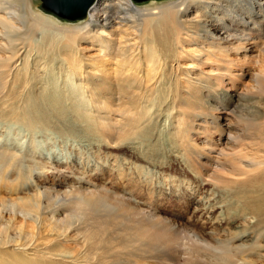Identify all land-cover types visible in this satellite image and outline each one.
Segmentation results:
<instances>
[{"label":"bare ground","instance_id":"bare-ground-1","mask_svg":"<svg viewBox=\"0 0 264 264\" xmlns=\"http://www.w3.org/2000/svg\"><path fill=\"white\" fill-rule=\"evenodd\" d=\"M38 1L0 0V123L17 122L29 131L52 126L62 138L88 142L77 134H66L62 120L53 121L63 117L66 106L64 109V97L63 102L58 101V90L47 88L43 73L48 64L75 80L78 93L86 100L83 107L77 109L78 103L73 107L108 145L138 130L141 110L155 104L159 91L172 93L167 109L174 113V133L187 156L199 151L186 118L204 106L220 134L218 144L234 140L237 145L236 139H240L238 146H243L244 139L250 141H246L248 148H242L250 150V155L236 160L231 155L232 169L225 166L227 174L221 175L228 182L232 177L249 187L257 183V174L264 172V121L258 120L264 119V107L260 118H244L246 125L236 133L231 108L244 95V87L249 92L252 89L247 83L264 90V79L250 65L255 54L264 51V0H168L148 7L133 0H94L84 15L88 21L72 25L37 10ZM42 27L56 33L52 37L55 44L49 48L60 50L62 57L46 60L41 51L29 59L36 47L30 48L35 44L32 39ZM154 43H159V50ZM38 89L50 92V104L44 103L40 92L35 95ZM215 95L224 97V107L211 99ZM142 103L153 105L143 107ZM162 114L156 110L143 125L153 131L163 120ZM250 130V136L243 138ZM206 142L211 145L208 139ZM33 143L27 153L12 149L9 143L0 145V264H132V257L134 262L138 257L156 264H264V246L258 242L264 239V189L237 185V205L231 199L227 201L231 205L219 198L208 205L196 201L198 216L206 217V225L211 221L222 227L223 236L216 237L218 233L204 231L208 227L201 231L198 220V226L192 221H166L159 215L157 201L135 197L128 187L131 182H137L147 194L152 191L138 164L124 159L108 161L111 164L104 167L112 175L118 177L126 169L127 184L122 191L109 190L86 176L99 173L96 168L91 170L79 161L62 166L57 158L50 160L38 153ZM256 143L259 150L253 148ZM112 147L118 148V144ZM209 149V153L222 155L213 146ZM134 152L143 158L141 149ZM215 175L208 182L225 181ZM162 188L160 185L158 190ZM182 192L173 194L174 198L185 195ZM195 193L188 195L195 197ZM246 216L255 221L241 229L238 220Z\"/></svg>","mask_w":264,"mask_h":264},{"label":"rangeland","instance_id":"rangeland-1","mask_svg":"<svg viewBox=\"0 0 264 264\" xmlns=\"http://www.w3.org/2000/svg\"><path fill=\"white\" fill-rule=\"evenodd\" d=\"M164 1L166 2L168 0H146L142 2H136L133 0L135 4L141 7L152 6L157 3H163ZM36 6H37L36 7L37 10H39L40 12L56 17L57 19H59L60 22L64 24L68 23L69 25H72L75 23L77 24L78 22L86 23L88 21L87 17L86 18L84 17L81 20H75V21L60 18L54 13L43 8L42 0H39ZM43 29L44 31H41ZM48 29L50 30V33L47 34V31H49ZM48 29L47 27L45 28L42 27L36 31L32 39V43H35V44L32 45L30 48H32L33 46H36V47H34V50L33 49L31 50L30 48L28 49L32 51V52L29 51L30 53L28 55V57L32 55L29 57L30 60L35 58V56H37V53L39 55L41 51H42V54H46L44 55V58H46V60L50 59V61H54V59H57L58 57H62L63 54L60 50H58L57 48H54V49L52 48L55 44V39H53L52 37H54L55 36L54 34L56 33H54V31L51 30L50 28ZM51 45L52 47L49 48V46ZM153 45L156 46V50L160 49L159 43H154ZM64 54L66 53L64 52ZM255 57L256 59H254V61L251 62L250 65L253 66V69L256 71V73H258L261 76V78L264 79V51L263 53L261 52L259 54H255ZM255 61H256V64H255ZM43 66H45V64ZM47 66L45 69L46 71H44L43 73L44 78H46L48 82L46 84L48 87L46 85L45 86L49 90H51L50 92H52V90H58L57 91L58 93L56 94H58L57 96L61 95L59 99L64 97L63 98L64 99L63 108H64V105L66 106L65 107L66 109L65 108H64L65 110L63 109L64 110L63 113H65L63 114V117L61 118V117L56 116L54 120L52 119V117L55 114H53V110L50 107L49 110L51 112L49 111L50 112L49 118L57 122L59 121L58 119L62 120L60 122L62 123L65 122L64 127L65 129L66 128L68 129V130L67 129L65 130L66 134H70V135L73 134L74 136H76L77 134L81 137V140L85 139L88 142L86 141L82 142L79 139H76L75 137H68V136L64 137L63 136L64 138H62L61 137L62 135L59 134L52 126L51 127L46 126L45 128L41 126V128L38 127L35 130L29 131L26 128V126H24L23 124H20L17 122L16 123L15 122H11V123L3 122V123H0V145H4V144L7 145L9 143L8 145L12 149L19 150L20 148H22V151L24 153H27L30 147L31 141L32 142L34 141L33 144H34V147L37 149L38 153L44 154L45 157L47 156V158L50 160L57 158L61 162L62 166H64L65 164L70 165L72 162L79 161L78 163H81L85 167H89L91 170L96 168L98 170L97 172L99 173L93 172L89 174L87 172L88 174H86V176L88 175V179L93 181L100 188H106V189L115 190V191H122L124 186L127 185L125 182L126 169L121 168L122 173L120 172L119 176L117 177L118 174L112 175V173L109 171V167L108 166L104 167V166L107 164L110 165L111 163H108V161H112L115 159L117 160L124 159L126 162H134L138 164L143 170L142 178L145 181V185L148 186L152 190L151 191L152 193L150 192V194H147L145 188L139 186L137 182L136 183L131 182L128 185V187L134 190V193L136 194L135 197H138L141 199L144 198L145 200L148 198H152L153 199L152 202L157 201L159 215L161 218L167 219L166 221L176 223V224H179L182 222L189 223L192 221L197 226L199 223L198 227L201 231L205 227H208V228H205L204 231L211 232L213 234L218 233L219 235H215L216 237L223 236V233L221 232L222 227H219L216 224H212L211 221L207 222V225H206V220H207L206 217L202 216L200 218L198 216L199 212H197L196 210L195 203L196 201L199 200L201 205L203 204L205 205V203H207L208 201L210 202L213 199L219 198L218 200H221L222 202H224L225 203L224 205H231V202L233 205H237L239 201H236L238 200V197L236 194L239 192L238 191L239 189H237L236 186L246 185L249 187V185L239 184L235 182L232 177H230L231 179L228 182L225 179L226 177L224 176L225 174H227L224 169H226L227 166L228 167L226 170H230V168L232 169V167H230L229 160L240 159L239 156H243V158H245L244 154L247 155L250 152V150L244 151L242 150V148L244 147L248 148L249 143H250L249 140L244 139V141L242 142L243 146L241 145L238 146V144H241L239 142L240 139L239 140L236 139L237 145L234 144L235 142L234 140L230 142L231 144L226 143V142L225 144L224 142H221V143L219 142L218 144L217 140L220 138V134L216 130V128H214L211 125V122L213 121L211 120L212 117H211L210 111L206 110L204 106H201L199 109L192 110L191 113L186 118V120L189 122V129L191 131L193 145L195 146L196 150L199 151L197 154L194 153L195 155L188 157L189 155L187 156L184 150L180 147V143L178 139L176 138V134L174 133L176 131L174 113L172 110L168 111L167 109L170 103L169 101L173 95L172 93H165V92L159 91L157 95L158 94H161V95L157 98V100H155L154 105L142 103L143 107H147L148 105H153L154 107L152 106L148 108H143L141 110L138 130L134 131L131 135L126 136L121 141L120 140H118V142L115 141L116 144H118V148H113L112 146L114 145L116 146V144L112 143L111 145H108L107 142L102 138V136H99V134L97 133V130H91L89 128L90 123L85 120V117H83L82 115H79V113L76 112L75 107H73V105L75 106L77 103H78L76 106L77 109L78 107L79 108L83 107L85 105L84 99L86 100L85 96L82 97V95L78 93V89L75 86L76 85L75 80L67 76L66 73H64L63 71L59 72L60 69H54V68H51V66L50 67H47ZM28 70H29L30 76L33 75L31 73L32 68L30 67L28 68ZM51 78H53V80ZM247 84H249L248 86L252 87V89H250V92H249V90H247V88L244 87L246 89V90L245 89L243 90L244 95L237 102L235 107L231 108V110L234 111V114L233 113L231 114L232 115L231 122L233 123V129L235 130V133L237 131L240 132V130H243L242 124L246 125L245 123L246 121H244V118H251V117L260 118V115L263 112L262 107H264V90L258 88L257 85L252 82H249ZM253 88L255 91H253ZM62 91H63V94H62ZM38 92H40L41 94L40 96H42L41 98H43V101L45 100L44 103L47 102L50 104L51 100L49 102L47 100L49 99L48 97H50V94H49L50 92L49 93L46 91L43 92L42 89H38L35 91V95ZM116 96L119 97L118 95ZM69 98L70 100H68ZM211 99L215 103H218V104L221 103L222 107H224L226 104L225 103L226 100L222 96L215 95ZM58 101L63 102L62 99ZM110 103L116 105V102H110ZM71 107L73 108L71 109ZM148 110H150L151 113H149ZM156 110H160V112L163 113L162 115H164V117H162L163 120H161L160 123H158L156 129L152 131L150 130V128L146 127L143 124L145 123L146 117L148 115H152ZM217 114L218 116H221L224 118L226 117V115L223 113H217ZM115 115L118 117L120 115V112L118 111L117 113L115 112ZM258 120L259 122L264 121V119H261V118ZM258 120H256V122H258ZM154 133L156 134L154 135ZM248 133L249 134L247 135V133L245 132V134H243V138L250 136V134L252 133V130L248 131ZM117 135L118 134H116L115 136ZM118 137L119 136H117V139ZM206 139L209 140V143L211 145L207 144ZM149 140H151V142ZM137 141H138V144H137ZM246 141L249 143H247ZM102 144H106V145L103 146L102 148ZM133 146H137V147L139 146V148L134 149ZM211 146H213L216 150L219 149L217 151L220 153L222 152V155L218 156V154L216 153H209L210 151L209 148ZM23 147L26 150H24ZM253 148L255 150H259L257 143L255 146H253ZM137 149H141V151L144 152L142 159L138 158L136 152H134ZM208 154L209 155L212 154V157L215 160L209 159L211 155L209 156ZM231 155H233V157L230 159L229 157H231ZM248 155H250V153ZM226 161L228 163H226ZM60 168L65 169V167L64 168L60 167ZM47 170L48 169L46 168V170H44V173L47 172ZM50 172L51 171H49V174ZM45 174L47 175V173ZM221 174H224V175L222 176ZM213 175L215 176L221 175L223 181L225 180L227 181V183L224 181V182H221L222 184L214 183L215 185H213L212 183L208 182L210 181V177ZM47 178H48L47 183H50L51 179L49 177ZM257 178H258L257 183H251L249 188L259 191L260 189H264V172L258 173ZM160 185L163 186L162 188L163 190L161 191L158 190V187ZM233 186H234V189H231L233 188ZM128 187L127 189H129ZM182 191L185 193V195H182L179 198H174L173 194H179ZM190 192L193 194L196 192L195 193L196 196L195 197L194 195L189 196L188 194ZM138 193H140V195H138ZM255 198L256 197H253V199ZM229 200L231 202H227ZM233 200L235 204L233 203ZM232 213L238 214L237 211H234V212L232 211ZM197 220H198V223H197ZM250 221L254 222L255 220H250V216L243 217L242 219L238 220V224H240L239 227L241 229L247 228ZM258 242L264 246L263 238H261ZM70 248H73V247H70ZM263 254H264V250H263ZM132 258L134 259V257ZM133 259H132V264L134 263L137 264V262L138 264L139 262L141 264L142 260L144 262L147 260V259L140 260L137 257L134 262ZM150 263L156 264L152 261L150 262V259L147 260L146 264H150ZM180 264H184V261H180Z\"/></svg>","mask_w":264,"mask_h":264},{"label":"water","instance_id":"water-1","mask_svg":"<svg viewBox=\"0 0 264 264\" xmlns=\"http://www.w3.org/2000/svg\"><path fill=\"white\" fill-rule=\"evenodd\" d=\"M94 0H42L43 8L60 18L75 21L81 20L89 5ZM142 2L146 0H134Z\"/></svg>","mask_w":264,"mask_h":264}]
</instances>
